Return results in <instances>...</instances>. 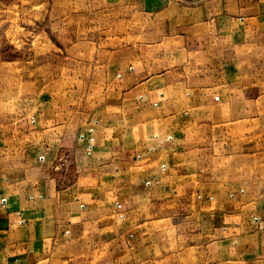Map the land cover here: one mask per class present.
<instances>
[{
    "label": "crops",
    "instance_id": "1",
    "mask_svg": "<svg viewBox=\"0 0 264 264\" xmlns=\"http://www.w3.org/2000/svg\"><path fill=\"white\" fill-rule=\"evenodd\" d=\"M102 2L125 33L101 80L53 82L24 121L1 120L0 264H264V174L247 159L264 149L245 143L264 137L240 131L264 0Z\"/></svg>",
    "mask_w": 264,
    "mask_h": 264
},
{
    "label": "rangeland",
    "instance_id": "2",
    "mask_svg": "<svg viewBox=\"0 0 264 264\" xmlns=\"http://www.w3.org/2000/svg\"><path fill=\"white\" fill-rule=\"evenodd\" d=\"M187 2L193 0H183ZM115 14L102 0H0V125L2 119L24 121L33 91L44 92L53 82L59 95L63 85L77 89L78 81L92 90L96 78L101 80L94 77L96 68L120 41L111 40V33H125V27L116 28L115 23L110 30ZM243 72L246 124L240 131L264 137V49ZM252 137H245L246 150L257 154L264 149V139ZM247 159L264 174V156Z\"/></svg>",
    "mask_w": 264,
    "mask_h": 264
},
{
    "label": "built area",
    "instance_id": "3",
    "mask_svg": "<svg viewBox=\"0 0 264 264\" xmlns=\"http://www.w3.org/2000/svg\"><path fill=\"white\" fill-rule=\"evenodd\" d=\"M30 120H31L32 123L35 121L33 117H31ZM92 130H93V127H89L88 128V131L89 132H92ZM77 138L80 141L86 140V152L89 154L91 152L92 146H93V141H94L93 136L92 135H87L86 136V134H84V133L81 132V133L78 134Z\"/></svg>",
    "mask_w": 264,
    "mask_h": 264
}]
</instances>
